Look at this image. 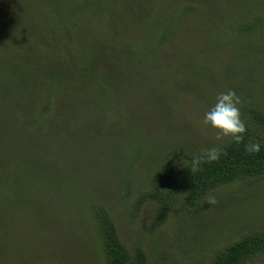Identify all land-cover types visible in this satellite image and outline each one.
I'll return each mask as SVG.
<instances>
[{
  "label": "rangeland",
  "instance_id": "1",
  "mask_svg": "<svg viewBox=\"0 0 264 264\" xmlns=\"http://www.w3.org/2000/svg\"><path fill=\"white\" fill-rule=\"evenodd\" d=\"M10 1L0 0V62L7 66L10 65L9 61L17 59L21 65L14 68L0 66V139L3 138L5 143V147L0 146V160L9 162L0 181V227L4 228L0 244L3 245L2 251L6 256L3 264H97L99 256L94 247V236L86 224V200L81 197L84 193L93 195L96 202L106 201L115 216L122 241L129 248L141 246L148 254L147 264H206L205 258L211 255L204 247L215 242H222V246H225L235 237L240 238L246 230L264 231V176L227 186L223 191L216 193L218 202L202 213H182L180 209L175 208L159 228H152L156 211L151 205L139 212H131L126 208V203L136 197V192L150 188L151 172L161 166V163L157 162L159 159L154 160L153 152L165 148L179 150L183 147L205 150L228 139L223 137L218 141L217 130L203 123L204 113L215 103L222 89L203 91L202 87L190 83L182 90L171 87L166 93H159L155 86L163 89L161 86H166L168 81L177 78L190 82L197 75L202 78L206 75L224 77L225 59L231 54L238 59L239 43L229 44L212 36L215 31L230 30L227 22L238 21L231 5L238 8V2L243 0H159L160 11L166 12V15L190 6L196 9L190 10L185 18L197 20L195 31L191 29L195 38L200 37L199 41L209 40L207 43L211 45L207 46V50L189 57L194 51L189 43H185L187 52L184 53L185 56L188 54L189 58L187 64L174 67L163 74L160 71L159 74L158 62L146 73L140 69L126 71L127 79L123 82L118 79L112 67L104 70L100 72V78L106 85L105 94L99 98L100 102L95 101V107L99 108L104 104L103 107L109 108L110 111H119V115L116 114L109 124L106 122L107 125H103L104 121L100 116L94 119L95 124L83 125L80 121L89 119V111L86 110L81 112L83 114L80 117L74 116L73 125L70 118L63 128L57 130L54 127L38 135L34 132L31 138L22 133L26 131L24 129L30 128V125L34 127L32 129H38L40 117H35L38 104L25 103L29 99L31 83L32 97L35 95L33 88L37 87V94L41 90L40 85L28 76L37 66L26 61L29 58L40 61L41 41L45 40L42 36L46 32H39L37 20H27L30 16L39 15L38 12L43 15L46 7L53 9L52 7L60 4V0H32L28 4V11L24 4L10 9ZM124 1L81 0L74 9V1H69L64 8L69 14L60 18L68 21L62 29L63 38H66L67 29L73 30V21L77 19L94 17L105 22L112 20L120 14L114 7L119 9ZM263 1L250 0L244 7V16H252L251 12L255 13L257 10L255 5L260 6L263 12ZM101 2L105 3L104 7H101ZM136 4L143 5L141 0ZM106 5L110 10L106 9ZM55 15L56 11L54 15L47 16L53 18ZM143 32L146 33V28ZM84 33L86 32L80 29V34ZM91 34L90 31L86 33L83 40L90 38ZM122 42L124 46L130 47L134 54L149 52V49H145L147 43L140 48L138 35H132L130 30L122 35ZM43 44L46 45L47 42L44 41ZM61 46L65 47L63 43ZM29 47L31 48L28 49ZM246 47L247 45H243L241 48ZM77 50L84 52L81 46H77ZM246 52L242 51L241 59ZM28 53H31V56L25 57ZM84 54L93 57V53L87 50ZM78 56L82 58L80 53ZM202 72L205 74L202 75ZM246 74L249 72L235 76L233 72L231 76L234 79H231L228 90H234L242 101L247 86L248 94L254 96L248 102L264 109V75H257L256 72L252 75ZM139 79L142 80L141 84L129 85V81L136 83ZM77 84L85 88L82 84ZM155 98L161 102L157 113L137 115L124 109L126 105V108L133 112L138 106L137 101L154 105ZM34 100L40 102L37 95ZM41 103L44 104L42 100ZM31 108H35L34 115L30 120H26L23 115H27ZM160 119H163L162 124L157 123ZM68 128L74 134L62 137ZM114 128L123 130V134H127V141L135 142L137 148L142 150L141 158L138 155L131 160L139 159L134 167L132 163L122 164L128 155L114 153L118 150V145L124 142L120 139V143L114 144ZM101 133L105 138L102 144L96 140ZM140 134L147 136L144 138L145 142L138 138ZM61 137L62 142H65L64 146L72 143L77 146L76 149L83 148V155L80 157L82 166L76 173H69L74 165L69 161L67 147H61L59 154H56V143ZM78 137L84 143L72 142ZM90 137L93 139L88 142ZM131 150L137 151L135 146H132ZM183 162L184 160L179 161L177 167L181 168L179 164ZM125 166L134 168L130 178L129 173L123 171ZM121 171L126 178L120 179ZM120 182L129 183L131 188L120 196L116 195L114 190L107 191L109 188L118 189ZM191 247L198 251L201 258L198 259V253H191Z\"/></svg>",
  "mask_w": 264,
  "mask_h": 264
},
{
  "label": "trees",
  "instance_id": "2",
  "mask_svg": "<svg viewBox=\"0 0 264 264\" xmlns=\"http://www.w3.org/2000/svg\"><path fill=\"white\" fill-rule=\"evenodd\" d=\"M69 1H74V9L77 8V4L81 0H60V4L58 3L57 6L52 7L53 9L46 7L43 15L38 12L39 15L30 16L28 20L26 19L27 21L37 20L40 28L39 32H46L42 38L47 42L44 45V41H41L40 61L35 58H29L26 61L37 66V69L29 72L28 76L30 80L40 85L39 88L41 90L37 94V87L33 88L35 95L32 97L31 88L33 84L31 83L29 99L25 104L33 105V103L37 102L38 113L35 117L40 118L37 124L38 129H32L34 127L31 125L30 128L24 129L26 131H23L22 134L28 138H31L34 132L38 135L54 127V129L59 130L66 126L67 120L70 118L73 125L74 116L80 117L83 114L81 112L86 110L89 111V119L81 120L80 123L83 125L95 124L94 119L97 116L103 118V125H107L112 118L119 115V111L118 113L110 111L109 108L103 107L104 104L99 108L95 107V101L100 102L99 98L104 97L105 94L106 85L100 78V72L112 67L118 79L123 82V80L126 81L127 79L125 77L126 71H137L140 69L146 73L151 66L157 65L159 62V67L161 68H159V74L160 71L163 74L174 67H180L188 63V54L185 56L186 53H184L187 52L184 46L185 43H189L194 51L190 53L189 57L196 53L205 52L207 46L211 45L207 43L209 40L203 42L198 40L199 36L194 37L192 29L195 31L198 24L197 20L185 18L190 10H196L194 7L190 6L181 11H171L170 14L166 15V12L161 13L160 11L159 0H141L143 5H137L136 2L138 0H125L119 9L114 7V10L120 14L114 16L112 20L105 22L94 17L92 19H89L90 17L82 20L77 19L73 21V30L67 29L65 31L66 38H63L62 29L68 21L60 18L69 14L66 9L64 10L66 3H69ZM10 2L12 4L10 9L24 4L26 5L25 9L28 11V4L32 0H11ZM249 2L250 0L238 2L240 10L231 5V10L235 14L234 17L238 18V21L227 22L230 30L215 31L212 36V38L221 39V41L223 40L229 44L239 43L240 55H238V59L232 57L233 54L229 56L230 59H228L229 57L225 59L224 77L223 75H206L202 78L197 75L196 79L194 78L190 82H184L182 78L172 81L166 80L169 84L161 86L163 89L160 86H155L159 93H166L167 89L171 87L182 90L184 87H188L190 83H195L197 84L196 86L202 87L203 91L205 89L216 91L218 88L224 91V89L228 90L230 87L233 72L235 76L246 71L250 75L255 72L257 75H264V10L262 12L260 6L255 5L257 7L255 13L252 11L250 14L252 16L248 17V14L244 16V7ZM263 3L262 5H264ZM100 4L102 5L101 7H104L105 3L101 2ZM106 9L110 10L107 5ZM55 11L56 15L53 18L47 16L54 15ZM57 27H59L58 32H56ZM145 28L146 33L143 32ZM80 29L86 33L92 32L90 38L86 39L87 41L83 40L86 33L81 35ZM128 30L131 31L132 35H138L140 48H143L147 43L145 49H149L148 53L134 54L130 47L124 46L122 35ZM51 39H54V41ZM211 41L213 40L211 39ZM58 43H63L65 47H62L61 44L60 46L56 45ZM243 45H247V47L241 48ZM77 46L83 47L84 52L78 51ZM232 49L233 47L230 48V50ZM85 50L93 53V57L84 54ZM243 50L247 52L244 58L241 59ZM164 51H167V53L165 54ZM250 52H253V54ZM79 53L82 58L78 56ZM30 56L31 53H28L25 57ZM9 64L7 66L11 68L21 65L17 59L9 61ZM5 65L0 62V66ZM204 74L205 72H202V75ZM141 81V79L136 83L129 81V85L136 86L141 84ZM77 83L82 84L86 89ZM245 90L246 94L239 105L242 118L248 126L244 142L237 145L230 143L228 138L222 143L224 154L219 160L201 163L195 169H193L191 164L192 158L201 155L204 150L183 147L184 149L181 148L179 150L165 148L153 152L154 160L159 159L157 162H160L161 166L151 172L149 178L150 188L136 192V197L129 199L130 202L126 203L128 210L139 212L146 206L151 205L156 211L152 219V228H159L168 220L170 212L175 208L180 209L182 213H202L204 210L211 208L206 203L209 194H214L217 197L216 193L223 191L227 186L264 176V109L259 105L250 104L248 101H251L254 96L248 94L247 86H245ZM36 95L40 102L34 100ZM41 100L44 104L41 103ZM160 103L155 98L154 105L152 103L145 105L141 101H137L136 105L138 106L135 107L133 112L128 110L126 105H124V109L131 114L135 113L137 115L148 112L154 113L159 110ZM22 106L24 107L23 104ZM28 108H26V111H28ZM34 111L35 108H31L27 115H23L24 118L30 120L34 115ZM41 113L42 117L40 116ZM157 123L162 124L163 119L158 120ZM144 129L146 130V128ZM114 132H116L114 144L120 143V139L124 140L118 145V150L114 153L117 155H128V158L122 164L132 163L134 167V164L139 159L131 160L138 155L140 158L142 157L140 154L141 149L137 148L135 142L127 141V134H123V130L114 128ZM73 134L68 128V131L62 137H70ZM1 135L3 137L4 131L1 132ZM62 137L56 143L55 150L57 155L59 154V149L65 144L61 140ZM145 137L147 136L143 134L138 135V138L144 142L146 141ZM92 139L93 137H90L88 142ZM96 140L101 144L105 142L102 133ZM73 141L77 144L84 143L79 137ZM254 141L261 143V151L249 154L244 149V143ZM0 146L5 147L3 138L0 139ZM132 146H135L136 152L131 150ZM64 147L69 149V161L74 165L69 170V173H76L82 166L80 157L83 155V148L78 147L76 149L75 147L77 146L72 145V143ZM165 153H167L166 156ZM4 156L6 157L5 154ZM181 160H184V162L179 164L181 168H178V162ZM7 163L9 162L0 160V181L2 176L5 175L4 171ZM125 167H123V171L127 174L129 173L130 176L128 178H130L133 175L134 168ZM123 171H121L122 177L120 179L126 178ZM120 184L121 186L118 189L109 188L107 191L114 190L116 195L120 196L131 188L129 183L120 182ZM81 197L86 200L84 202L88 216L86 224H88L94 236V247L99 256L97 264H147L148 254L141 246L129 248L122 241L117 229L115 216L106 201L96 202L93 195L90 196L87 193H84ZM178 204L181 205L177 207ZM3 230L4 228L0 227V243L3 240ZM255 230H246L245 233L240 235V238L235 237L236 239H232L225 246H222V242H215L204 247L205 251L211 255L205 258L206 264L264 263V231ZM214 241L212 240V242ZM198 242L200 243L199 239ZM2 247L3 245L0 244V264H3L6 258ZM191 253L197 254L198 251L191 247ZM197 256L198 259L201 258L199 253Z\"/></svg>",
  "mask_w": 264,
  "mask_h": 264
},
{
  "label": "clouds",
  "instance_id": "3",
  "mask_svg": "<svg viewBox=\"0 0 264 264\" xmlns=\"http://www.w3.org/2000/svg\"><path fill=\"white\" fill-rule=\"evenodd\" d=\"M240 97L234 90L218 93L215 103L204 113L203 123L217 130V140L228 137L230 143L237 145L245 140L248 126L242 118L239 105ZM244 149L249 154L259 153L261 143L259 141L244 143ZM224 154L223 144H216L205 149L201 155L194 156L191 164L193 169L204 162H215ZM217 199L214 194H209L206 199L208 205H215Z\"/></svg>",
  "mask_w": 264,
  "mask_h": 264
}]
</instances>
